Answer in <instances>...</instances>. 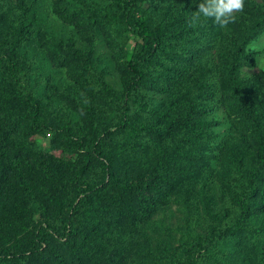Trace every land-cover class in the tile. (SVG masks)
Segmentation results:
<instances>
[{"label": "rangeland", "instance_id": "374dc122", "mask_svg": "<svg viewBox=\"0 0 264 264\" xmlns=\"http://www.w3.org/2000/svg\"><path fill=\"white\" fill-rule=\"evenodd\" d=\"M9 1L21 3L27 10L16 18V23L25 42L23 51L33 65L24 70L26 76L20 93L0 86V123L15 116L19 124L5 152H28L24 165L30 168L27 172H35V178L32 184L24 172L26 186L37 192L45 183L49 196H41L44 207L36 203L28 209L22 208L23 205L12 209L10 203L0 207V249L32 240L43 213L61 211L66 217L73 197L82 192L81 196H115L123 188L131 196H137L132 204H139L144 196H161L151 216L139 226L127 264H264L260 251L264 247V212L256 211L240 222L232 236L211 235V225L232 228L238 222L242 207L237 198L244 189L249 190L251 175L264 179L251 129L240 123L233 111L228 112L225 105L218 103L223 97L210 99L211 93L220 95L227 84L216 50L198 51L193 43L207 26L221 39L224 37L225 42H231L237 35L230 34L226 26H219L211 18L201 17L193 22L201 0H137L129 22L121 16L124 13L114 12L118 0H82L85 10L107 16L95 17L91 23L83 18L71 19V15L62 11V0ZM253 1L258 5L264 3ZM143 12L151 18L158 12L180 19L177 28L184 39L192 40L182 44L185 57H177L167 42L168 53L158 51L150 58L158 65L167 62L170 67L186 68V77L172 81L165 74L150 70L148 77L137 84V92L144 96L149 108L118 127L114 125L120 119L118 107L126 100V63L140 42L132 24L140 20ZM241 17L248 28L249 17ZM103 21L116 32V41H111L104 32ZM252 44H264V34L246 47V52L253 55L254 65L237 69L241 84L264 71L255 53L250 52ZM11 60L14 68L21 67L18 49L13 50ZM74 72L78 74L73 75ZM32 103L37 110L34 122L46 124L51 130L40 133L29 130L32 119L26 108ZM188 103L196 105L199 111L188 116ZM203 109L210 113H199ZM183 114L188 117L185 130L191 136H201L199 143L177 141L167 129L172 119ZM106 130L113 135L105 139V148L96 153L93 145ZM69 138L74 140L73 144ZM4 147L3 143L1 148ZM83 156L89 157L88 163L83 173L76 175L73 170L81 165ZM49 157L58 158L59 162L42 166L39 161ZM7 168L0 158V172ZM42 176L49 179L43 181ZM57 177L63 181L62 185L52 183L54 178L58 181ZM57 194L60 201L65 200L62 207H57L54 198ZM46 199L52 202L48 207ZM252 202L253 206H259L258 198ZM110 204L99 202L90 215L100 218V208ZM14 210L25 216L22 225L15 221ZM29 214L30 225L23 230ZM127 228L119 235L121 240ZM58 245L52 238L53 251ZM98 256L96 261L103 264V256Z\"/></svg>", "mask_w": 264, "mask_h": 264}, {"label": "trees", "instance_id": "16d2710c", "mask_svg": "<svg viewBox=\"0 0 264 264\" xmlns=\"http://www.w3.org/2000/svg\"><path fill=\"white\" fill-rule=\"evenodd\" d=\"M8 1L0 0V86L11 87L14 91L20 93L23 89L24 76H26L24 70L26 68L30 69L33 65V62H29L28 56L23 51L25 42L22 39V31L16 23V18L27 13V10L21 3L11 4ZM81 2L82 0H62V11L71 15V19L79 20V18H83L88 23H91L95 17L107 18L106 14L102 15L94 11L85 10L86 8ZM136 2L137 0L124 2H119L118 0L114 6V12L124 13L121 16L125 21L129 22V18L134 14ZM158 14L157 12V16L151 18L150 15L143 12L140 20L134 21L132 24V31L134 35L139 37L140 42L136 44L126 63L128 69L124 84L126 100L118 107L120 119L118 123L114 124L115 126L126 125L132 117L138 116L141 112L144 113L149 108L144 102L146 101L144 96L137 92V84L143 78L148 77L150 70L154 73L159 72L161 75L165 74L166 79L172 81H181L186 77V68L170 67L167 62H161L158 65L157 62L150 58L158 51L168 53L165 45L167 42L171 44L170 49L177 54V57H185V50L182 48V44L192 41L184 39L182 32L177 28L180 22L178 16L170 17L167 14ZM243 15L249 17L250 25L248 28L244 25V20L241 17ZM101 25H103L104 32L108 38L111 41H116V38L114 39V33L116 34V32L111 29L110 25L106 22L104 23V21ZM226 29L229 33L233 32L237 35L231 42H225L224 37V39H221L218 34L212 33L209 26H207L199 32L198 38L193 41L195 43L194 48L198 51L210 48L216 50L222 67V76L227 84L220 95L219 93H211L213 95L210 96V99L223 97L222 100L219 99L218 103L225 105L228 112L233 111L239 122L251 129L252 141L256 148L255 155L264 172V71L259 72L255 79L246 81L243 84L237 80V69L239 67H253L254 65L253 55L246 52V47L257 37L264 34V3L263 5H258L253 0H246L245 11L240 13L239 18H236L234 22L227 25ZM15 49L19 50V55L21 56L22 64L19 69L14 68L12 65L11 54H13ZM2 54L4 57H1ZM75 74H78V72H74L73 75ZM98 80L100 81V79ZM26 110L32 119L28 127L31 132L40 133L45 130H51L46 124L40 125L34 122L37 110L33 103L28 105ZM197 111L199 110L196 105L187 104L186 112L188 116H192ZM201 112L210 113L209 110L205 109L199 113ZM187 119V114H183L182 117H176L170 121L167 129L175 134L174 138L177 141L190 140L192 144H197L202 137L191 136L185 130L184 125ZM17 120V117L10 116L4 118L0 123V158L6 162L8 167L0 172V181L2 183V188H0V201H2L0 202V207L5 205V203H10L12 209H16L19 205H23L22 208L28 209L33 207L34 203L44 207L45 201L43 202V197L41 196H49V192L44 189L45 183L40 185L36 189L37 192H35L31 190L32 188L26 186L23 178L24 172L29 175L31 182L35 178V172L33 170L32 172H27L30 171V168L24 165L30 154L23 150L24 153L22 151L10 154L5 152V148H10L11 146V137L19 130ZM112 135L111 131H104L103 136L93 145V151L100 153L105 148V139L111 138ZM70 140L73 144L74 140ZM3 143L5 144L4 149L1 148ZM88 160V156H83L79 162L81 165L73 172L76 175H81ZM52 161L59 162V159L49 157L39 162L42 166H47ZM30 163L32 165L33 162L30 160ZM33 168L31 167V169ZM55 170L53 172H56ZM251 176L249 190L246 192L244 189L237 198L238 203L242 207L238 215V222L232 228H222L216 224L211 225L212 236H232L234 228L238 227L240 222L256 211L264 212V179H258V177H254V174ZM48 179L47 176L41 177L43 181ZM60 179V177H57L58 181H56L54 178L55 181L52 183L62 185L63 181ZM3 186H5V191ZM53 191L58 192L57 188H54ZM127 191L121 188L120 192L115 194V196H81L84 193L82 192L78 196L73 197L71 210L66 217L62 215L61 211L41 214L43 220L39 222V227L33 239L0 249V264H98L96 261L99 257L98 255L103 256V264H127L132 255L135 239L139 235V226L148 220L156 208L155 204L161 198V196L151 198L144 196L140 199L141 202L139 204H132L137 196H133V194L131 196ZM258 194H261V196H256ZM3 195L8 196L5 197ZM60 197L58 194L54 196L57 207H62L65 203L64 199L60 201ZM54 198L51 197V201ZM255 198H258V207L253 206L252 200ZM46 201V207H48L52 202L48 199ZM99 202H111L108 205L111 207L104 206L100 208V218L96 215L91 216L90 214L97 209ZM30 217L31 214L27 215L23 230L30 225L27 222ZM14 219L22 225L25 216L14 210ZM103 220L105 223L102 222ZM125 227H128V232L125 238L121 240L119 235L122 234ZM18 228L17 226L15 232ZM52 238L59 242L54 251L50 246ZM260 251L264 255V247Z\"/></svg>", "mask_w": 264, "mask_h": 264}, {"label": "clouds", "instance_id": "9594fccd", "mask_svg": "<svg viewBox=\"0 0 264 264\" xmlns=\"http://www.w3.org/2000/svg\"><path fill=\"white\" fill-rule=\"evenodd\" d=\"M246 8V0H201L196 14L192 17L193 22L201 17L213 19L219 26L225 27L234 22L238 13H243ZM250 52L255 53L261 66H264V44H252Z\"/></svg>", "mask_w": 264, "mask_h": 264}]
</instances>
